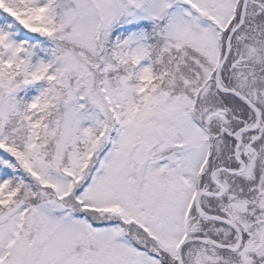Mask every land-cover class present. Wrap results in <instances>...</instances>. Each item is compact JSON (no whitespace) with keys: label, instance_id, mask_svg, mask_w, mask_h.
Listing matches in <instances>:
<instances>
[{"label":"snow or ice","instance_id":"6c2138e0","mask_svg":"<svg viewBox=\"0 0 264 264\" xmlns=\"http://www.w3.org/2000/svg\"><path fill=\"white\" fill-rule=\"evenodd\" d=\"M0 264H264V0H0Z\"/></svg>","mask_w":264,"mask_h":264}]
</instances>
